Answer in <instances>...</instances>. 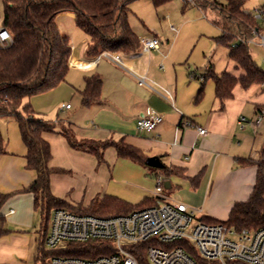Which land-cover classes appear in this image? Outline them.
<instances>
[{
	"label": "crops",
	"instance_id": "obj_1",
	"mask_svg": "<svg viewBox=\"0 0 264 264\" xmlns=\"http://www.w3.org/2000/svg\"><path fill=\"white\" fill-rule=\"evenodd\" d=\"M76 18L74 12H64L56 17V23L59 29L67 26L72 32L77 28ZM62 34L70 38L68 34ZM147 37H158L160 48L126 56L127 68L109 59L105 55L107 52L94 48L88 36L82 43L84 51L77 53L71 45L70 72L61 83L66 86L59 87H64L63 92L68 91L82 105L81 92L86 78L99 75L103 80L102 101L89 107L82 105L89 114L84 126L72 122L66 125L58 120L57 130L69 126L80 139L123 140L140 149L145 161L157 156L164 168L174 172L160 175L161 169L152 168L145 162L128 158H124L128 162H121L125 160L113 147L105 150L104 161L100 163L95 155L72 149L62 134L47 133L44 138L50 143L53 155L50 167L63 170L51 177L52 193L77 208L80 203L67 196L74 189L84 188L83 184H89L92 179V186L98 184L100 193L95 194L90 205L104 195L117 194L114 196L126 198L115 191L119 188L117 183L137 190L138 204L146 199L158 203L163 198L154 195V188L160 175L164 178L165 200L201 209L199 217L203 220L227 221L234 206L250 198L257 180V166L239 165L238 160L258 161L264 155V118L255 128L257 114L264 108V84H254L246 89L238 84L232 98L222 102L216 96L213 80L204 77L210 67L215 69L213 64L209 62V66L199 70L186 61L185 52L182 58L173 57L180 34L172 44L157 33ZM142 54L148 57L141 58ZM228 59L227 67L217 74L243 75V70L230 60L229 53ZM134 74L146 76L148 85H139ZM202 85L203 97L196 102ZM64 104V99L58 103L57 107L62 106L60 111L73 110V106L63 108ZM153 115L162 116V123L149 132L140 130L137 121ZM243 118L245 121L242 122ZM12 122L6 153L0 156V196L10 195L0 206V264H31L32 259L36 264L39 242L36 234L31 232L36 226L34 198L21 192L35 180L36 174L25 167L27 147L19 124ZM198 128H205L207 134L200 135ZM125 163H129L133 174ZM123 165L133 180L121 181L124 179ZM198 175L201 179L195 185L193 179ZM113 176L118 179L114 185ZM31 240L35 246H29Z\"/></svg>",
	"mask_w": 264,
	"mask_h": 264
},
{
	"label": "trees",
	"instance_id": "obj_2",
	"mask_svg": "<svg viewBox=\"0 0 264 264\" xmlns=\"http://www.w3.org/2000/svg\"><path fill=\"white\" fill-rule=\"evenodd\" d=\"M135 0H0L3 7L2 25L12 36L9 45L0 47V118H14L19 124L21 136L27 147L26 169L36 174V178L21 192L34 198V208L42 217L39 231L40 240L36 264H47L54 255L95 258L109 251L90 242L73 245L70 250H45L52 213L56 209H66L77 214H91L99 217H112L129 214L135 210L154 206V199H146L133 205L114 195H104L94 200L89 207H72L56 197L51 190V177L61 169L50 167L53 158L50 143L44 138L47 133H60L74 150L95 155L99 162L104 161V152L113 147L118 156L137 162H145L143 152L123 140L80 139L75 133L63 128L57 130L60 122L46 121L37 116L28 101L35 95L48 92L66 80L70 69L72 48L70 38L60 31L56 17L64 12H74L76 25L89 38L90 44L101 52L119 53L122 56L135 55L141 50L140 38L129 23L130 6ZM160 6L170 0H151ZM247 0H223L212 2L198 0L197 6L211 9L218 19L217 25L222 34L215 39L218 46L229 51V58L244 74L235 77L228 72L217 74L210 67L205 79L213 80L217 98L224 102L233 96V90L240 84L244 89L254 84H264V70L260 68L250 53L249 46L238 39H250L252 30L264 31V20L245 10ZM103 80L99 75L86 78L82 90V105L89 107L102 101ZM204 94V85L199 90L196 102ZM6 153V140L0 129V156ZM239 165H256L257 180L250 198L237 203L227 221L218 222L205 219L207 223H223L241 231L243 229L264 228V155L258 160L239 159ZM174 171L160 170V175H170ZM201 175L193 179L198 185ZM10 197L0 196V206ZM1 234V232H0ZM145 244L135 254L140 264H150L147 260Z\"/></svg>",
	"mask_w": 264,
	"mask_h": 264
},
{
	"label": "built area",
	"instance_id": "obj_3",
	"mask_svg": "<svg viewBox=\"0 0 264 264\" xmlns=\"http://www.w3.org/2000/svg\"><path fill=\"white\" fill-rule=\"evenodd\" d=\"M189 1L197 4L198 0ZM255 18L264 20V8ZM255 38H259L256 44L264 49V31L252 30L250 39L242 38L238 42L249 46ZM11 42L8 29L0 27V47ZM140 42L144 53L161 46L158 37H142ZM105 55L118 65L124 64L119 53ZM134 76L139 85H148L146 76ZM63 108L70 109L71 105ZM263 118L264 108L257 114L255 128ZM162 121L160 115L142 117L137 126L149 132ZM198 131L200 135L207 134L205 128ZM155 192L162 201L129 214L99 217L54 210L46 239L49 250L65 252L73 245L96 242L109 253L95 258L54 255L47 259V264H140L135 254L144 244L150 264H264V228L237 231L223 223H207L199 217L201 209L164 199V178L160 175L156 178Z\"/></svg>",
	"mask_w": 264,
	"mask_h": 264
},
{
	"label": "rangeland",
	"instance_id": "obj_4",
	"mask_svg": "<svg viewBox=\"0 0 264 264\" xmlns=\"http://www.w3.org/2000/svg\"><path fill=\"white\" fill-rule=\"evenodd\" d=\"M207 2L209 4H214L212 2H223V0H207ZM244 8L246 11L251 12L256 16L264 8V0H247ZM130 9L129 23L138 38L147 37V35L157 33L160 37L164 38V40L169 39V43L172 44L174 38L180 34V38L174 48L173 57L182 58L184 57L182 54L185 52L186 61L196 65L194 67H198L199 70L209 66V62L215 66L214 71L216 73L222 72L227 67L229 51L224 46H218L214 40L216 36L221 35L222 31L216 24L218 19L211 9L203 10L198 7L197 4L191 3L189 0H170L160 6H155L151 0H135L131 4ZM2 14L3 7L0 2V26L2 25ZM171 26H175V30L171 31ZM62 27L63 28L60 30L62 33H66L70 36L73 49L76 50L77 53L84 51L82 43L85 38L87 39L85 32L79 27L71 30L72 32H70V28H67V26ZM259 42V38H255L254 42L249 44V49L255 63L264 70V64L262 62L264 59V49L256 44ZM145 56L148 57L146 54H142L141 58ZM122 57L124 58V64L122 67L127 68L128 59L126 56ZM73 74L78 76L77 72H74ZM209 83L212 84V81L209 80ZM61 85L62 84L58 85L56 88L48 92L33 96L28 102L33 106V109L38 114L37 116L46 121L57 122L59 120L62 122L64 121L66 125H68L69 122H72L73 124L84 126L89 117L88 112L84 109L85 106L83 107L76 98H73V95L68 93V91L63 92L62 88L64 87H59ZM63 99L66 101V104L64 105L70 104L71 107H74L72 111H60L62 106L57 107V105ZM12 121L15 122L16 120L14 118H0V129L5 140L8 139L10 131L12 130L10 123ZM65 128L70 129L69 126ZM122 160L125 161L121 162H128V160L124 158ZM125 164L129 169V163ZM123 167L124 165L121 167L124 179H121V181L133 180L134 178H131L129 171L132 174L133 172L130 169L129 171H124L125 168ZM117 181L118 179L116 180L113 176L112 184L114 185ZM91 183L92 179L89 184H83L84 188L72 190L69 194L71 196L68 195L67 198L72 199L75 202L78 201L77 204L80 203L78 204L80 206L89 207L91 199L100 191L98 184L92 186ZM117 185L119 188H115V191L124 195L126 197H122L124 200L129 199L126 201L130 202L131 200L132 202L130 203L132 204L139 203L140 196L137 190L132 189V187L123 186L122 184L117 183ZM154 195H156L155 188ZM35 212L36 226L30 231L36 234L39 242V231L42 226V217L39 211L35 210ZM26 216L28 215H25V217ZM26 218L30 220V217ZM30 235L33 236L31 233ZM32 240L30 241V247L34 245ZM45 250H49V248L46 246ZM31 264H35L34 259H32Z\"/></svg>",
	"mask_w": 264,
	"mask_h": 264
},
{
	"label": "water",
	"instance_id": "obj_5",
	"mask_svg": "<svg viewBox=\"0 0 264 264\" xmlns=\"http://www.w3.org/2000/svg\"><path fill=\"white\" fill-rule=\"evenodd\" d=\"M146 165L156 168V169H164V164L161 162L160 158L157 156H152L146 159Z\"/></svg>",
	"mask_w": 264,
	"mask_h": 264
}]
</instances>
